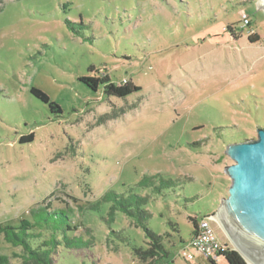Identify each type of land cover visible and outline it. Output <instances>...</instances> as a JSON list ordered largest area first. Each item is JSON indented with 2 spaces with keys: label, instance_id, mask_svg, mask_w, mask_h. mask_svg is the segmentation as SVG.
I'll use <instances>...</instances> for the list:
<instances>
[{
  "label": "rangeland",
  "instance_id": "374dc122",
  "mask_svg": "<svg viewBox=\"0 0 264 264\" xmlns=\"http://www.w3.org/2000/svg\"><path fill=\"white\" fill-rule=\"evenodd\" d=\"M259 1L0 0V223L19 224L34 207L72 208L79 226L71 234L92 243L59 247L55 264H209L183 255L189 217L217 211L231 186L227 145L264 127ZM91 65L141 89L126 97L93 91L79 80ZM31 133L33 141L20 142ZM153 175L175 184H138ZM129 189L149 196L147 224L169 252L160 261L134 251L149 238L133 219L117 211L108 223L111 203L89 209L106 192ZM22 254L0 234L8 264H22Z\"/></svg>",
  "mask_w": 264,
  "mask_h": 264
},
{
  "label": "trees",
  "instance_id": "16d2710c",
  "mask_svg": "<svg viewBox=\"0 0 264 264\" xmlns=\"http://www.w3.org/2000/svg\"><path fill=\"white\" fill-rule=\"evenodd\" d=\"M69 25L73 22L68 21ZM228 29H233L228 26ZM257 37V36H256ZM249 39L254 42L253 36ZM91 74L84 75L79 78L93 91H98L103 87V92L108 96L126 97L141 89L140 86L134 84L131 80L126 82L115 83L108 73H99L94 65L88 68ZM31 93L47 103L49 108L54 113H62L61 106L51 100L50 96L37 87L31 88ZM34 139V134L22 136L20 142H31ZM159 182V184H157ZM143 187L154 186L158 191L162 186L171 187L175 181L171 179H163L159 175L146 176L138 183ZM150 201L149 196H143L134 193L131 189L128 193L115 191L106 192L98 201L89 204L90 210H99L102 203H111L109 216L106 220L108 223L115 218L116 212L121 211L129 218L133 219L135 227H142L149 238L148 247H136L134 251L140 257H155V262L160 261L169 255V252L164 245V236L157 234L149 228L147 221L151 217V213L144 208V205ZM74 210L70 207L51 208L50 206H40L30 209V218H22L19 224H2L0 223V234L4 235L7 242L13 246H20L23 250L21 255L22 264H55L53 252L59 247L65 248H81L90 245V239H84L82 235H72L71 232L78 229V224H73ZM193 223L191 238L187 242L189 245L198 232L199 220L197 217H189ZM82 225V224H80ZM114 233L120 235L121 232ZM220 257H224L226 264H248L243 256L233 248H230L226 243L223 244L220 250ZM9 258L6 255L0 256V264H8ZM209 264H218L214 260L209 259Z\"/></svg>",
  "mask_w": 264,
  "mask_h": 264
},
{
  "label": "water",
  "instance_id": "95a60500",
  "mask_svg": "<svg viewBox=\"0 0 264 264\" xmlns=\"http://www.w3.org/2000/svg\"><path fill=\"white\" fill-rule=\"evenodd\" d=\"M225 153L234 161L224 167L231 186L215 215L247 263L264 264V127L257 138L227 145Z\"/></svg>",
  "mask_w": 264,
  "mask_h": 264
},
{
  "label": "built area",
  "instance_id": "2783aa9c",
  "mask_svg": "<svg viewBox=\"0 0 264 264\" xmlns=\"http://www.w3.org/2000/svg\"><path fill=\"white\" fill-rule=\"evenodd\" d=\"M242 20L245 23L249 22L247 14L242 15ZM123 79L122 82H126ZM218 222L215 213L207 214L199 220L198 232L195 239L184 249L183 255L187 260H194L195 256H201L206 260H214L219 264L220 250H222L223 243L215 229L214 224Z\"/></svg>",
  "mask_w": 264,
  "mask_h": 264
}]
</instances>
